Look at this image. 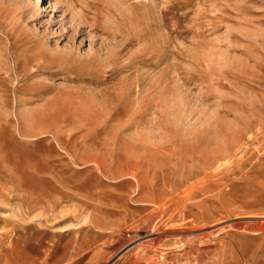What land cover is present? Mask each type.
Returning <instances> with one entry per match:
<instances>
[{"label":"rangeland","instance_id":"rangeland-1","mask_svg":"<svg viewBox=\"0 0 264 264\" xmlns=\"http://www.w3.org/2000/svg\"><path fill=\"white\" fill-rule=\"evenodd\" d=\"M33 210L71 264H264V0H0V211Z\"/></svg>","mask_w":264,"mask_h":264},{"label":"crops","instance_id":"crops-1","mask_svg":"<svg viewBox=\"0 0 264 264\" xmlns=\"http://www.w3.org/2000/svg\"><path fill=\"white\" fill-rule=\"evenodd\" d=\"M5 215L0 211V264H71L70 232L57 245L51 226L35 222V210L26 222L21 221L23 215L15 219Z\"/></svg>","mask_w":264,"mask_h":264},{"label":"bare ground","instance_id":"bare-ground-1","mask_svg":"<svg viewBox=\"0 0 264 264\" xmlns=\"http://www.w3.org/2000/svg\"><path fill=\"white\" fill-rule=\"evenodd\" d=\"M148 235V234H147ZM151 235V234H150ZM147 237V236H146ZM144 243V242H143Z\"/></svg>","mask_w":264,"mask_h":264}]
</instances>
